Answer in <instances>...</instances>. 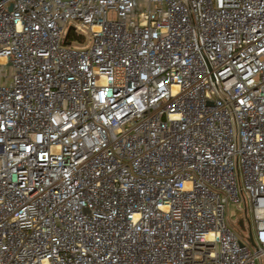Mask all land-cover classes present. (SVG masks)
<instances>
[{
	"label": "built area",
	"instance_id": "2783aa9c",
	"mask_svg": "<svg viewBox=\"0 0 264 264\" xmlns=\"http://www.w3.org/2000/svg\"><path fill=\"white\" fill-rule=\"evenodd\" d=\"M262 260L264 0H0V264Z\"/></svg>",
	"mask_w": 264,
	"mask_h": 264
},
{
	"label": "rangeland",
	"instance_id": "374dc122",
	"mask_svg": "<svg viewBox=\"0 0 264 264\" xmlns=\"http://www.w3.org/2000/svg\"><path fill=\"white\" fill-rule=\"evenodd\" d=\"M243 219L244 220V224L245 227L248 228V223H247V219L251 220L252 216H251V211L250 209H248V216L247 218L244 216L243 211H239L237 206L232 204L230 206L227 207L226 209V220L227 222L234 226L235 229H237L239 232L242 231V228L239 226V221ZM250 249H252V247L250 246ZM257 264H264V260H262L261 262L258 261Z\"/></svg>",
	"mask_w": 264,
	"mask_h": 264
},
{
	"label": "water",
	"instance_id": "95a60500",
	"mask_svg": "<svg viewBox=\"0 0 264 264\" xmlns=\"http://www.w3.org/2000/svg\"><path fill=\"white\" fill-rule=\"evenodd\" d=\"M11 10H12V6L10 7V11H11ZM68 34H69V32H68ZM68 34H67V36H66V38H65V43L69 45L70 43L67 42ZM242 225H243V222H242V221H239V226L242 227ZM248 241H249V243H250L252 246L255 245L254 242H253V239H252L251 234L249 235V239H248ZM240 245H242V244L240 243Z\"/></svg>",
	"mask_w": 264,
	"mask_h": 264
},
{
	"label": "trees",
	"instance_id": "16d2710c",
	"mask_svg": "<svg viewBox=\"0 0 264 264\" xmlns=\"http://www.w3.org/2000/svg\"><path fill=\"white\" fill-rule=\"evenodd\" d=\"M70 37L73 38L74 37V34L72 33Z\"/></svg>",
	"mask_w": 264,
	"mask_h": 264
}]
</instances>
